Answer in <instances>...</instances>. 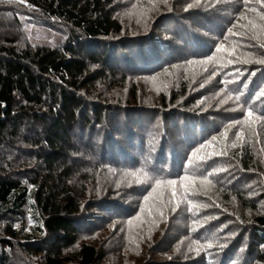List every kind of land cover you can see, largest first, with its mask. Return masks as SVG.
<instances>
[{"label":"trees","instance_id":"16d2710c","mask_svg":"<svg viewBox=\"0 0 264 264\" xmlns=\"http://www.w3.org/2000/svg\"><path fill=\"white\" fill-rule=\"evenodd\" d=\"M196 1L199 7L170 9L159 19L161 26L134 32H125L111 0H25L30 13L0 5V145L27 138L21 132L25 125L43 123L35 139L39 161L27 165L28 179L0 164V226L15 236V221L27 215L39 232L23 240L0 234L1 264H11L7 253L16 243L33 249L44 264H67L70 257L73 264H100L106 255L95 243L84 241L74 256L66 254L93 222L71 179L88 180L93 173L119 183L111 189L119 192L114 198L99 202L110 222L129 223L141 215L149 223L179 204L176 211L189 216L182 238L191 258L183 264H264V121L256 119L264 116V97L257 98L264 89V65L255 63L264 59L258 46L264 43V0H249L247 7L239 0ZM21 16L38 27L65 29L66 39L53 46L15 45ZM220 44L224 50L217 52ZM170 66L173 80L161 90L158 106L99 93L101 84L124 85L131 74L152 76ZM210 72L217 87L210 77L197 83ZM212 99L216 105L208 106ZM250 105L254 117L245 123ZM77 137L93 149L84 150L87 154L98 156L85 169L75 165ZM202 144L206 147L193 156ZM183 176L189 179L181 181ZM204 176L210 184L202 182ZM226 205L234 211L222 210ZM230 233L236 235L228 239Z\"/></svg>","mask_w":264,"mask_h":264},{"label":"rangeland","instance_id":"374dc122","mask_svg":"<svg viewBox=\"0 0 264 264\" xmlns=\"http://www.w3.org/2000/svg\"><path fill=\"white\" fill-rule=\"evenodd\" d=\"M111 4L114 14L124 22L125 32L142 31L149 27L161 26L163 18L159 19L165 12H170V9H175L180 13L185 9L191 11L200 6V3L196 0H167V3L164 0H111ZM0 5L6 8H22V10L25 9L24 11L29 13L32 11L25 0L23 3H10L9 0H0ZM189 5H191V8H189ZM21 17L23 20L24 18L29 19L26 18L27 16ZM34 24L31 20H24L25 27L22 23L23 29H20V32L16 26L17 32L20 34V41L16 42L15 45L25 46L26 43H30V45L48 44L53 46L62 44L66 39L63 33L65 29H48ZM2 28L3 26H0V32H3ZM159 31L164 36H168L167 32ZM242 39L247 41L243 37ZM174 67L170 66L168 69L158 71L152 76L131 74L124 85L111 87V85L101 84V86H98L99 93L102 92L104 96L120 101L125 98L133 100V96H135L136 101L158 106V104H161V90L168 88L166 84L173 80ZM212 75L210 72L208 75L200 76L197 83L202 78L210 77V85L217 87V81ZM211 104L216 105L214 99L210 100L207 105L210 106ZM157 109L159 110V108ZM42 124L39 122L31 126L25 125L22 127L21 132L26 133L27 138L17 139L14 144L4 143L0 145V164L8 165L10 173L24 181L29 178L32 172L31 169L27 168V165H36L39 161L38 146L35 139L38 137L39 126ZM74 133H76V130ZM73 142L75 143L73 151L75 165H80L83 169L91 166L94 163V158H98L95 153H93V155H96L94 158L92 154H87V152L92 153L93 149L85 148L86 143L83 142L82 138L77 137ZM84 150H87V152ZM84 177L77 176L71 179V182L81 194L83 209L90 208L92 211L93 216L89 218L93 219V222L89 223L88 227L83 228V232L80 233L77 240V245L70 250L67 249V255L74 256L75 248L79 247L82 242L87 241L103 248L106 257L100 264H183L188 262L191 257H188L187 241L182 238L189 220V216H186L185 212H173L167 209V215L156 216L149 223H145L143 218H139L142 217L141 215L131 218V223H117L114 219H111L110 222V219L105 218L107 215L103 212L102 205L99 202L103 198H114L119 192L116 190L117 193L112 194L113 190L111 189L118 188L119 183L107 182L105 177L99 176V173L90 174L88 180H85ZM256 183L261 184V181ZM136 203H139L138 198ZM226 207L222 206V210L229 213L234 211V207L227 205ZM29 209L30 206H27L24 209L25 213H29ZM100 213L105 214V216L103 215L104 218L101 217ZM179 217L186 218L179 219ZM107 222L109 225L106 224ZM30 223L34 226L36 221L30 216L23 215L20 220L15 221L14 226L20 225L19 228H15L17 230L15 236L7 233L4 226H0V234L9 237L14 236L17 240H23L27 233H34L33 235L37 236L39 232L35 231L36 228L33 226L30 230H24L29 227ZM33 252V249L27 250L16 243L15 249L9 250L7 254L9 258L11 257L9 261L11 264H44L42 256ZM73 259L74 257H70L66 263L73 264Z\"/></svg>","mask_w":264,"mask_h":264},{"label":"snow or ice","instance_id":"6c2138e0","mask_svg":"<svg viewBox=\"0 0 264 264\" xmlns=\"http://www.w3.org/2000/svg\"><path fill=\"white\" fill-rule=\"evenodd\" d=\"M9 2H10V3H11V2H19V3H23L24 0H9ZM164 2L167 3V0H164ZM239 2H240L241 5L244 6V7H247V6L249 5V0H239ZM256 3H257V4L262 3V0H256ZM29 7L31 8L32 6L29 5ZM189 8H191V5H189ZM185 10L187 11L188 9H185ZM252 11H255V9L253 8ZM240 19H244V15H243V14H241ZM260 19H261L262 21H264V13L260 14ZM249 25H251V22H249ZM249 25H239V27L243 29V28H247V27H249ZM234 27H236V25H234ZM228 31H229V33H231V32H232V29L230 28ZM255 38H256L255 36L252 37V39H255ZM258 46H259L260 48H264V43H261V44H259ZM223 50H224V45H223V44H220V45L217 46V49H216L217 52H220V51H223ZM211 59H212V57H209L207 61H202L201 63H205V64H206V63H208V61H210ZM232 62H233V61H229V63H232ZM236 62H239V63H249V62H251V61H236ZM189 63H192V61H189ZM255 63H257V64H259V65H264V59L256 60ZM236 71H237V73H238L239 75H243V73H240V70H239V69H237ZM239 75L237 76V79L239 78ZM251 75H252V74H251ZM229 82L231 83L232 81H229ZM201 87H203V85H201ZM244 87L247 88L248 85L245 84ZM260 97H264V89H262V90L259 92L257 98L259 99ZM229 98H231V97H229ZM241 98H242L241 95H236V96H235V100H236V101H240ZM224 102H225V101H222V103H224ZM245 103H247V102H245ZM253 117H254L253 106L250 105V106L248 107V109H247V116L245 117V123H248V122L252 121ZM256 119H259V120H261V121H264V116L256 117ZM239 123H240V121H237V122H236V124H239ZM230 127H235V125H231ZM225 135H226V133H225ZM235 135L237 136L238 139H243V133H242V130L236 132ZM212 139H213V141H214V140L216 139V137H213ZM208 143L211 144L212 141H209ZM205 147H206V145H204V144L200 145V148L196 149V151L193 152L192 155L195 156L197 152L201 151V149H203V148H205ZM215 155H216V156L226 155V153H220V152H217V153H215ZM189 163H191V161H189ZM188 179H189L188 176H183V177H181V181L188 180ZM202 182H203V183L210 184V183H211V180H209L208 176H204ZM161 183H162V181L159 180V179H157V180L155 181L156 188H158V187L161 185ZM167 184H168V185L175 186V185L177 184V181H176V180H168V181H167ZM117 187H119V185H117ZM156 188H153V192L156 191ZM173 195H175V192H173ZM151 196H152V193L150 192V193L148 194V196H145V197H144V200H145V201H148L149 198H150ZM187 203H188L189 205H191V204H192V200H188ZM208 206H209V205H205V207H208ZM217 206H218V205H217ZM178 207H179V204H177L175 207H173V208H172V211L175 212V211L177 210ZM189 210H191V209H189ZM214 218H215V217H213V219H214ZM205 219L207 220L208 218H205ZM237 219H239V218H237ZM131 222H132V221L129 220V223H131ZM242 222H243V221H241V223H242ZM32 226H33V225L30 223V224H29V227L26 228V229H24V230H26V231H27V230H30V228H31ZM40 226L42 227V225H40ZM14 227L19 228L20 225L17 224V225H15ZM224 227H227V225H225ZM235 235H236V233H230V234H229V237H227V238H228V239H231V238H233ZM226 246H227V245H221L220 247L223 248V247H226ZM207 247H208L209 249H211V248H212V245L209 244V245H207ZM190 250H191V249H190ZM197 254H199V253H197Z\"/></svg>","mask_w":264,"mask_h":264}]
</instances>
